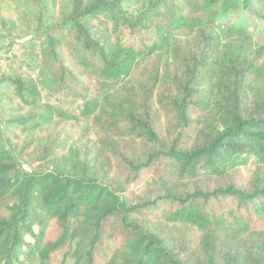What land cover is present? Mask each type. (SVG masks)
I'll return each mask as SVG.
<instances>
[{
  "label": "trees",
  "instance_id": "1",
  "mask_svg": "<svg viewBox=\"0 0 264 264\" xmlns=\"http://www.w3.org/2000/svg\"><path fill=\"white\" fill-rule=\"evenodd\" d=\"M170 1L71 0L0 71V264H264V0Z\"/></svg>",
  "mask_w": 264,
  "mask_h": 264
},
{
  "label": "rangeland",
  "instance_id": "2",
  "mask_svg": "<svg viewBox=\"0 0 264 264\" xmlns=\"http://www.w3.org/2000/svg\"><path fill=\"white\" fill-rule=\"evenodd\" d=\"M71 0H19L15 4L9 0H0V71L7 76H13L18 67L20 59H25L27 66L24 71L32 73L37 81L42 80L44 73H48L46 67L38 68L40 63L43 65L49 59L47 51L44 52V30L60 20L59 12L62 10L70 11ZM169 11H175L183 14L191 12L190 0H171ZM43 22L41 29L38 20ZM136 49H143L144 46H150L153 37L148 33L140 34L138 39L126 40ZM12 47V51L8 50ZM168 45L159 51L158 58L161 61L169 59L167 52ZM33 51L37 52L36 56ZM31 66L30 67H28ZM2 90V89H0ZM5 101H0V114L6 111ZM1 117V116H0ZM4 118H0V126L3 127ZM67 145L71 148H77L80 151L92 153L96 146L95 134L90 125H81L76 128H68L64 137ZM25 170L27 166L22 165ZM254 167L245 170V173L253 170ZM12 203L10 199L0 201V217H8L7 206ZM28 241L32 242L31 239ZM57 264H72L71 259L61 257Z\"/></svg>",
  "mask_w": 264,
  "mask_h": 264
}]
</instances>
